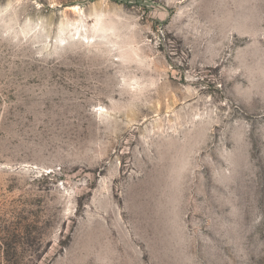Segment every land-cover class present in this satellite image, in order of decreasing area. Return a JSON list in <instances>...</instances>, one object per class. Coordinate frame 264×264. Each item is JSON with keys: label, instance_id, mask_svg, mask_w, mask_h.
I'll return each mask as SVG.
<instances>
[{"label": "rangeland", "instance_id": "obj_1", "mask_svg": "<svg viewBox=\"0 0 264 264\" xmlns=\"http://www.w3.org/2000/svg\"><path fill=\"white\" fill-rule=\"evenodd\" d=\"M12 241L264 264V0H0V264Z\"/></svg>", "mask_w": 264, "mask_h": 264}, {"label": "trees", "instance_id": "obj_2", "mask_svg": "<svg viewBox=\"0 0 264 264\" xmlns=\"http://www.w3.org/2000/svg\"><path fill=\"white\" fill-rule=\"evenodd\" d=\"M9 247V248H11V249H13V248H15L14 246H16L15 245V242L14 241H12V242H9V243H2V247ZM6 247V253H7V258H6V260H7V262L9 263V264H21V263H19V261L18 260H16V259H14V258H11V257H9L8 256V253H9V251H11L10 249L8 250V248ZM3 250H4V248H3ZM27 264H33V261L31 260V261H29Z\"/></svg>", "mask_w": 264, "mask_h": 264}, {"label": "bare ground", "instance_id": "obj_3", "mask_svg": "<svg viewBox=\"0 0 264 264\" xmlns=\"http://www.w3.org/2000/svg\"><path fill=\"white\" fill-rule=\"evenodd\" d=\"M73 8H78L77 6H73Z\"/></svg>", "mask_w": 264, "mask_h": 264}]
</instances>
